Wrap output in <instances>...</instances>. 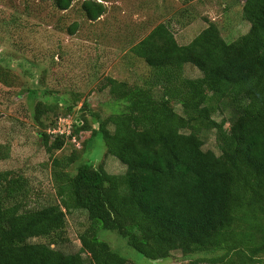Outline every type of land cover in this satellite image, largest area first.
I'll return each instance as SVG.
<instances>
[{
  "label": "trees",
  "instance_id": "obj_1",
  "mask_svg": "<svg viewBox=\"0 0 264 264\" xmlns=\"http://www.w3.org/2000/svg\"><path fill=\"white\" fill-rule=\"evenodd\" d=\"M41 1L67 11L76 0ZM81 8L88 21L106 11L95 0ZM242 15L255 44L248 51L245 38L235 48L214 23L184 45L166 23L157 24L130 50L147 67L142 83L111 86L120 111L98 119L97 130L86 120L75 124L71 135L50 146L43 134L51 152L90 130L83 147L100 136L124 174L89 163L69 174L58 171L55 160L59 202L29 210L22 178L0 172V264H135L99 240L101 229L116 232L150 260L177 251L215 254L188 264H264V0H245ZM186 65L200 76L186 77ZM220 104L231 109V118L216 122ZM209 130L216 132L218 155L203 149L201 134ZM7 155L0 146V159ZM74 210L87 215L79 234L85 258L51 247ZM39 237L50 244L30 242Z\"/></svg>",
  "mask_w": 264,
  "mask_h": 264
},
{
  "label": "rangeland",
  "instance_id": "obj_2",
  "mask_svg": "<svg viewBox=\"0 0 264 264\" xmlns=\"http://www.w3.org/2000/svg\"><path fill=\"white\" fill-rule=\"evenodd\" d=\"M83 1L76 0L70 9L60 11L50 1L0 0V146L8 154L0 159V172L22 178L29 210L59 202L55 160L56 169L69 174L81 163L124 174L125 166L106 155L100 136L83 147L90 130L74 134L75 142L65 141L61 149L51 152L44 145L43 134L50 146L57 138L48 132L60 119H68L72 134L75 124L81 126L86 120L97 130L98 119L117 113L121 103L111 96V86L113 82L142 83L147 67L130 50L157 24L166 23L180 45L189 43L210 23L235 48L244 38L246 51L255 45L248 39L250 26L242 15L245 0H95L106 8L97 21L87 20ZM185 76L196 78L200 72L186 65ZM154 96L160 100V91L155 90ZM172 105L180 113L178 103ZM212 118L229 120L231 109L220 104ZM223 128L228 132L229 125ZM201 138L204 150L220 153L215 130L203 132ZM87 226L84 211L69 212L63 234L57 237L61 238L59 244L51 247L85 258L79 234ZM98 237L135 264H188L215 255L184 256L176 251L167 259L150 260L114 231L101 229ZM30 242L50 244L44 237Z\"/></svg>",
  "mask_w": 264,
  "mask_h": 264
},
{
  "label": "built area",
  "instance_id": "obj_3",
  "mask_svg": "<svg viewBox=\"0 0 264 264\" xmlns=\"http://www.w3.org/2000/svg\"><path fill=\"white\" fill-rule=\"evenodd\" d=\"M70 129H71V126H70L68 119L64 118V119H60L59 121H57L55 126L48 133L49 135H52L54 137L69 136L71 135ZM72 141L75 142L76 139L72 137Z\"/></svg>",
  "mask_w": 264,
  "mask_h": 264
}]
</instances>
